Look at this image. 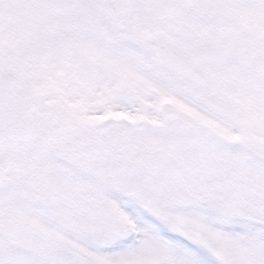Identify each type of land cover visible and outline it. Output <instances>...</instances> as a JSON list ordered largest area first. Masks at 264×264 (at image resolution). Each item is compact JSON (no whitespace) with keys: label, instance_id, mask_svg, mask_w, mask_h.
<instances>
[{"label":"snow or ice","instance_id":"1","mask_svg":"<svg viewBox=\"0 0 264 264\" xmlns=\"http://www.w3.org/2000/svg\"><path fill=\"white\" fill-rule=\"evenodd\" d=\"M0 264H264V0H0Z\"/></svg>","mask_w":264,"mask_h":264}]
</instances>
